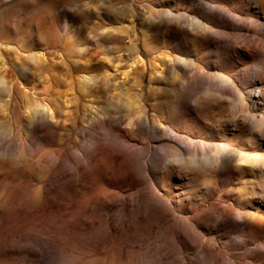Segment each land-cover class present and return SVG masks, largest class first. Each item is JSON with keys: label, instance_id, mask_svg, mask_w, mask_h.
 <instances>
[{"label": "rangeland", "instance_id": "obj_1", "mask_svg": "<svg viewBox=\"0 0 264 264\" xmlns=\"http://www.w3.org/2000/svg\"><path fill=\"white\" fill-rule=\"evenodd\" d=\"M263 167L264 0H0V264H264Z\"/></svg>", "mask_w": 264, "mask_h": 264}, {"label": "bare ground", "instance_id": "obj_2", "mask_svg": "<svg viewBox=\"0 0 264 264\" xmlns=\"http://www.w3.org/2000/svg\"><path fill=\"white\" fill-rule=\"evenodd\" d=\"M134 64V63H133ZM135 64H137V63H135ZM50 107V106H49ZM127 163V162H126ZM259 181L261 182V184H262V187H264V167L262 168V170H261V173H260V175H259ZM253 191V190H252ZM262 191V190H261ZM261 194V196L264 194V190L260 193Z\"/></svg>", "mask_w": 264, "mask_h": 264}]
</instances>
